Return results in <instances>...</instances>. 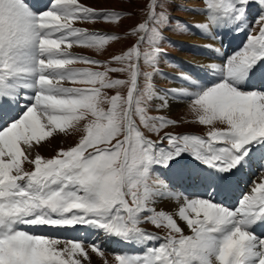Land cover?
Here are the masks:
<instances>
[{
    "label": "snow or ice",
    "instance_id": "snow-or-ice-1",
    "mask_svg": "<svg viewBox=\"0 0 264 264\" xmlns=\"http://www.w3.org/2000/svg\"><path fill=\"white\" fill-rule=\"evenodd\" d=\"M165 3L151 0L147 19L132 30L141 33L137 42L104 62L69 49L101 50L117 36L75 25L115 22L122 13L80 0H0V264H82L85 241L36 231L77 226L142 249L115 254L116 264H264V0H205L206 20L196 28L246 40L221 63L202 66L208 79L182 74L192 90L158 97L141 63L156 69L160 27L169 19L156 8ZM77 62L105 67H72ZM113 88L114 95L104 91ZM169 95L189 101L206 135H145L141 125L159 134L177 123L147 112L148 101L160 98L166 107ZM72 131L82 133L73 146L33 158L54 134ZM256 173L260 182L228 206L242 178ZM165 196L178 202L175 211L154 206ZM86 242L103 255L102 242Z\"/></svg>",
    "mask_w": 264,
    "mask_h": 264
},
{
    "label": "rangeland",
    "instance_id": "rangeland-1",
    "mask_svg": "<svg viewBox=\"0 0 264 264\" xmlns=\"http://www.w3.org/2000/svg\"><path fill=\"white\" fill-rule=\"evenodd\" d=\"M177 1L179 3H175V0H166L164 8H161V7L156 8L157 13H159L161 11H166L168 14V17H169L167 24L162 25L160 27V31H161L164 39L161 40V42L159 43V46H162L167 51H171V52L173 51L175 53L182 51V49L179 46H177L168 36L165 35L166 32L168 33L170 31L174 35L179 34L175 37H177L176 39L179 38L182 41L191 40V37L189 35H185V34L189 33L188 27L185 24L179 22L175 18V16L177 14H184L185 13V10L183 7H181V5H182V3H185L184 1H186V0H177ZM150 2H151V0H88L85 3L83 2V4L90 6V7H93L97 10L107 8V9H110L113 11H117L120 9L125 14H123L124 17L120 18L118 21H115V22H110V21H107V22L80 21V22H78L77 25L80 26L81 28H89V29L97 28V29H106V30H109L111 32L113 31L114 33L117 32V35H116L117 39L114 41H110L101 50H97V49L89 48V47H84V46H77V45H73L74 46L73 50L77 49V50H80L81 52H84L85 54H87L89 56H92L94 59L101 57L104 60H106L107 62H110L111 58L114 55L121 54L127 48H129L130 46L133 45L134 40H135L136 36L138 35V32L133 33L132 30L139 23L142 22L143 18H145L147 16L148 5L150 4ZM191 2L194 6L197 5L200 8L202 6L205 7V0H188L187 5H190ZM201 13H202V11L197 10V9H195L193 12L194 15H196V14L200 15ZM194 15L189 14L187 16L189 17V19H191L192 16H194ZM181 26H183V27H181ZM214 32L215 31H213V33ZM209 35L210 34H207L206 37H208ZM204 40H209V39H204ZM213 44L219 46L218 43L217 44L213 43ZM192 46H194V42L192 43ZM208 48L211 49V53H214V51L216 52V50H219V51L221 50L220 48H218L216 46H212V47H208ZM207 60L208 61L210 60V62H212L211 58L207 59ZM215 62L220 63L221 60L218 59ZM76 65L80 66L81 68L91 67V68H94L96 70H98L99 67L104 70V67H105V65H103V64L98 66V65L84 64L83 62H77ZM107 66L108 67H118L119 65L116 62H111V63H108ZM108 75H109V77H111L113 79H126L127 78L126 73L109 72ZM78 86H84V85H78ZM178 88L179 87H177V85L174 87V89H178ZM119 90L121 91L122 94L126 95V91H127L126 87H122ZM104 91L107 92V94L109 96H111V95H114L116 93L117 89H115V88L105 89ZM160 105H161V102H158V103L155 102L154 105L152 106V108L153 109L156 108L157 111L160 112V113H158V115L163 116L164 111L162 110L161 107H159ZM184 107H185L184 108L185 111L183 113L178 114V115L175 113H171L169 111V114L171 113L174 116L177 115L176 118L174 119L177 123L175 125H169L171 127V129L167 130V132L173 133L172 130H174V131L176 130L178 132L193 130V131H196L199 133H207L210 130L209 127L208 126H202L196 121V118H195L194 114L192 113L188 102L185 104ZM151 110H152L151 107L149 105H147V112L149 115H150ZM136 119H137V123L139 124L138 117ZM169 126H166V127H169ZM141 130L145 134H152V135L156 134L155 132L148 131V129L144 128L142 125H141ZM160 133H159V137H160ZM81 134H82L81 132L72 131L66 135L65 134H58L56 136L54 135L53 138H50L48 141L44 142L43 147L39 150V154L46 157V158H50V157L56 155L57 150H59L61 148L66 149L70 146H73L75 143H77ZM199 135L203 136L204 134H199ZM165 143L167 144L166 140H165ZM31 167L32 166L30 164H27V163L25 164L26 169L31 170ZM258 175H259V173H258ZM244 191H245V188H244ZM144 224H149V225L153 226L154 228H156L150 222H144ZM160 229H162V234H163L162 236L166 235V230L163 228H160ZM185 234H189V233L185 232ZM101 236H103V234L100 235V238H101ZM111 246H112L111 242H109L106 245L107 248H109ZM126 246L127 245L125 244L124 247H126ZM130 247H131V245H130ZM86 249L90 252L91 257L93 258L92 264H116L115 254H118V253H110L106 250H102L103 255L101 256L98 253L92 252L90 250L91 249L90 247L89 248L86 247Z\"/></svg>",
    "mask_w": 264,
    "mask_h": 264
},
{
    "label": "bare ground",
    "instance_id": "bare-ground-1",
    "mask_svg": "<svg viewBox=\"0 0 264 264\" xmlns=\"http://www.w3.org/2000/svg\"><path fill=\"white\" fill-rule=\"evenodd\" d=\"M86 1L88 0H80V3H85ZM191 20H193V25H194V28L197 30V31H200L202 32L201 30H199L198 28L195 27V25L198 23V22H203L206 20V14H203L201 13L200 15L199 14H196L194 16H192ZM215 31V30H214ZM216 32V31H215ZM203 34H206L207 33H204L202 32ZM226 32L224 31H221V34H224ZM206 35L204 37H201L202 39H196L197 42H206L204 41V39H207ZM236 39V41H239L241 43L245 42L246 38L243 36V35H240V34H237L236 38H228L227 40L228 41H234ZM195 40V39H194ZM201 40V41H200ZM221 41V40H220ZM192 42V41H191ZM217 44V43H216ZM208 45H211V46H216L218 48L221 49V46L220 44L218 43V45L220 46H217L215 44H213L212 42L211 43H208ZM239 48V47H237ZM213 49V48H212ZM222 50V49H221ZM220 50V51H221ZM219 50H216V53H219L220 52ZM202 55H203V58L205 60L207 59H212V62H215L216 60L219 59V55L217 54H214V53H211V49L208 48L207 46L204 47L201 52H200ZM206 63H210V60L209 61H205ZM216 63H219V62H216ZM221 63V62H220ZM203 74V73H201ZM205 76L206 79L209 78L210 76V73H208L207 71L203 74ZM178 87V86H177ZM180 89V88H178ZM162 102V100H161ZM186 99L184 100H179V99H172L171 97H168V101H167V106L164 107L166 108L167 110L170 109V112L171 113H175V114H180V113H183L185 111V104H186ZM176 115V116H177ZM55 136L58 135V134H54ZM44 145V142L41 144V146L39 147H36L33 149V153H32V156L34 157L36 153H39V150L43 147ZM161 170V173H163V169H160ZM255 175H246L244 177H246V179H251V180H256L257 182H260L259 181V175L257 177L254 178ZM242 183V181H241ZM250 191V190H249ZM244 192V187L242 184H239L238 188L231 194L227 197V205L228 206H235L237 205L238 203V199L241 197V195L243 194ZM246 193V191H245ZM158 210L160 209H163V210H167V211H175L176 208L178 207V202L165 196L163 199H158L154 205ZM181 227L184 228V231L185 232H188L189 233V230L185 227V225L181 222ZM101 240L104 241V244L107 245L109 242H111L112 246L113 247H124V243L122 242H119L115 239H105L104 235L101 236ZM134 247V246H133ZM86 251L88 252V258L87 259H83L82 258V264H92L93 263V258L91 257L90 255V252L86 249Z\"/></svg>",
    "mask_w": 264,
    "mask_h": 264
}]
</instances>
